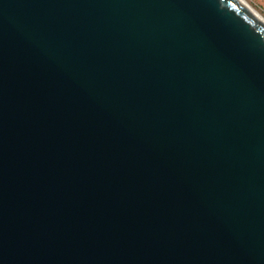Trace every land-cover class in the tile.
<instances>
[{
	"label": "water",
	"instance_id": "obj_1",
	"mask_svg": "<svg viewBox=\"0 0 264 264\" xmlns=\"http://www.w3.org/2000/svg\"><path fill=\"white\" fill-rule=\"evenodd\" d=\"M0 264H264V23L0 0Z\"/></svg>",
	"mask_w": 264,
	"mask_h": 264
},
{
	"label": "rangeland",
	"instance_id": "obj_2",
	"mask_svg": "<svg viewBox=\"0 0 264 264\" xmlns=\"http://www.w3.org/2000/svg\"><path fill=\"white\" fill-rule=\"evenodd\" d=\"M264 19V0H245Z\"/></svg>",
	"mask_w": 264,
	"mask_h": 264
},
{
	"label": "bare ground",
	"instance_id": "obj_3",
	"mask_svg": "<svg viewBox=\"0 0 264 264\" xmlns=\"http://www.w3.org/2000/svg\"><path fill=\"white\" fill-rule=\"evenodd\" d=\"M244 6H246L253 14H255L263 23L264 19L255 11L245 0H239Z\"/></svg>",
	"mask_w": 264,
	"mask_h": 264
}]
</instances>
